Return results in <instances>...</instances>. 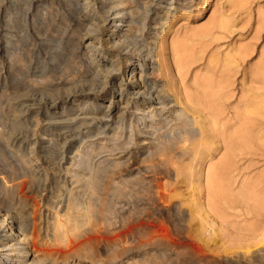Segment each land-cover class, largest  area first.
<instances>
[{
	"label": "rangeland",
	"instance_id": "obj_1",
	"mask_svg": "<svg viewBox=\"0 0 264 264\" xmlns=\"http://www.w3.org/2000/svg\"><path fill=\"white\" fill-rule=\"evenodd\" d=\"M52 2L55 4V0L47 1ZM95 2V8L105 10L109 6V2L104 0ZM53 3L43 7L49 8L52 13L56 11L54 17L62 18L67 13L66 9L59 10ZM125 7L123 10L127 16L136 13L128 24L130 28L123 37L115 38L110 44L94 34L92 44L102 48L95 55L76 50L85 34L80 26L66 29L65 33L61 31L65 28L60 26L56 35L52 32L55 28L49 29L52 34L48 35L46 42H27L30 43L28 50H34L30 53L26 46L23 50L26 40L22 36L25 35L18 27L9 30L11 38L6 36L4 31L8 28L6 30L3 26L5 24L0 15V46L9 40L10 44L18 43L22 48L17 58L0 55V134L4 136L0 135V173H6L2 174L3 177L10 172L11 178L21 179L23 175L36 178L33 180L41 187L35 193L46 212L52 210L44 204L49 197L52 202H56L59 195L80 200L77 203L84 202L88 193L83 185L88 179H93L96 184L91 190L101 195L104 185L112 186L104 195L110 200L113 222L121 221L130 212L147 214V218L150 216L154 223L159 220V233L155 236L160 242L157 240L153 247L143 252L136 246V238L133 237L134 242L130 243L129 239L116 248L138 254L139 258L135 257L136 260L130 261V264H264V217L261 213L253 212L249 205L243 204L233 211L225 210L219 202L214 205L217 208L212 207V212L205 200L207 193L215 191L216 184H219L217 188L222 186L215 188L221 193L232 189L236 193L234 189L238 188L236 191L239 192L242 185L245 186L241 191L247 192L264 180V136L258 139L261 144L256 141L260 145L256 144L260 150L256 156L248 154V151L254 150L250 143L246 150L236 143V148L242 151L238 152L235 148V156L226 151L231 154L227 159L224 158L227 153L220 144L219 136L222 123L229 121V125L232 123L230 126L247 123L245 119L229 120L238 111V114L242 113L244 105L255 106L253 109L257 110H252L253 113L250 110L248 116L251 118H248L260 123V129L264 128V0H194L188 16L182 17L178 13L170 20L164 28V35H160V42L155 36L160 27L153 18L163 14V1L135 0ZM219 24L221 28L215 29ZM155 41L160 44L162 60L168 64L166 73L157 69V52L149 51L156 46ZM49 45H53L52 50L47 51ZM133 63L139 64L141 74L137 94L121 83ZM111 64L114 68L110 67ZM152 66L154 69H151ZM117 68L118 71H115ZM115 73L116 77L112 78L111 74ZM167 74L174 78L177 87H171V91L165 78ZM163 87L169 103L148 107L147 115L137 110L138 105L148 102L147 99L157 97V91ZM113 92L121 94L122 111L107 115L105 107L114 96ZM213 93L215 96L209 95ZM201 94L209 95V98L203 97V102ZM186 97L192 98L186 101ZM94 100L98 101L95 103ZM207 101L209 108H204ZM211 108L225 114L224 118L212 121L208 115L212 112ZM236 108L239 110L236 111ZM194 111L197 113L193 114ZM188 127L195 130L201 127L204 139L210 141L209 146L195 149L198 136L184 132L186 128L189 130ZM228 159L238 160L236 165L240 168L234 165L241 172L239 175L236 173L238 170L234 173L228 170L232 174L231 179L234 178L232 188L224 179L212 183L214 187L211 186V189L206 187V176L202 173L208 167L217 173L216 167H221ZM243 164L247 165V171L243 170ZM186 169L191 172L189 176ZM228 172L226 170L225 173ZM76 177L80 181L76 182ZM159 183L163 188L166 186L170 203L157 201L155 186ZM249 203L258 211L264 209V203L260 206L256 203L258 207H254L251 200ZM216 209L218 212L222 210V214L215 213ZM185 242L194 244L199 250L180 246ZM111 254L110 257L102 255L99 259H111ZM70 263L79 264L75 261L67 264Z\"/></svg>",
	"mask_w": 264,
	"mask_h": 264
},
{
	"label": "bare ground",
	"instance_id": "obj_2",
	"mask_svg": "<svg viewBox=\"0 0 264 264\" xmlns=\"http://www.w3.org/2000/svg\"><path fill=\"white\" fill-rule=\"evenodd\" d=\"M47 1L49 2L50 0H23V1H21V0H0V15L2 16L3 23L5 24L3 26L6 27L5 28L6 30L8 28V31H4V33L6 34V36H9L11 38L12 34H11V32H9V30L13 29L14 27H18L20 32H22L23 35H25L24 37L22 36V38H24L26 40V44L25 45L23 44L24 46L22 44H20L23 46V50H24L25 46H26L25 48H27L29 46V44L32 42H40L41 43L43 40L45 41L46 39H49L48 35L52 34V33L50 34L49 29L55 28L54 30H52V32L56 35L57 29L60 26H62V29H63V27L65 28L64 30H61L63 33H65L66 29H71L73 26H80V27H83V29L85 30V34L82 35L81 43L79 44V46L76 47V50L77 51H83L86 53H91V54L95 55L96 53H100L102 51V48L101 47L97 48L94 46V44H92V40H93L92 38H93L94 34L99 39L106 42L107 44H110L111 42L113 43L114 42L113 40L115 38L119 39V38L123 37L124 32L128 31V28H130L128 26V24L131 23V17L134 14L136 15V13H134L133 15L131 14L132 15L131 17L127 16L123 10V7H125L130 2L133 3V1H135V0H104V1L109 2V6L105 10H102L101 8L100 9L95 8L96 6H95L94 2L96 0H55V4L53 2L52 3L54 5H56L57 9H59V10H61V9L65 10L66 9V12H67L66 14L63 15L62 18L58 19V17L56 18V17H54L55 15H53V13L57 14V13H55L56 11L52 13V10L50 11L49 8H46L45 6L43 7L44 4L46 6L50 4V3H47ZM137 1H142V0H137ZM162 1L164 3V10H162V11H164L163 14H161L159 17L156 16L155 18H153V21H156V24H158L160 27L159 33L158 34L155 33L156 39L159 37V39H157V40H159L158 42H160V39L164 35V30H165L164 28L167 25H169L170 20L176 18L178 13L182 14V17L186 16V15L188 16L189 11L192 8L193 3H194V0H162ZM147 2H145V3H147ZM137 5H138V3H137ZM161 5H163V4L161 3ZM51 6H48V7H51ZM137 9H139V8L137 7ZM183 14H185V15H183ZM120 27H126L125 28L126 30H117V29H120ZM215 27H217V26H215ZM219 28H221L220 24L218 25V28H215V29L219 30ZM160 35H162V36H160ZM28 41L30 43L27 44ZM48 41H50V40H47V42ZM53 42H54V40H53ZM155 42H157V41H155ZM158 42L156 43V46H153L154 44H152L153 47L149 48V51L152 52V50H154L157 52V59H156L157 66H158L157 69L166 73L168 71V69H167L168 64L164 60H162V58H161V56H162V55H160L161 54V51H160L161 48H160V44H158ZM18 45H19L18 43L17 44H15V43L10 44L9 40H7L4 46H0V55H3V54H5L7 56L10 55L13 58H15L17 55H21V52L19 50H21L22 48L20 49V47ZM32 45H34V44H32ZM51 46H53V45H51ZM51 46L48 47L47 51L49 49L52 50ZM37 48H39V46ZM28 49L29 48H27V50ZM42 49L45 50L44 47ZM42 49H41V51H42ZM33 51L34 50H32V49L28 50V52H30V53H32ZM47 51L45 50V52H47ZM9 60H10V58H9ZM138 66H139V64H136V65L134 63L131 64L128 67L127 72L124 75L125 78L121 80V83H125L122 85L127 86L132 91H135L134 92L135 94H137L138 90L140 89V85H141V84H139L141 74L139 72ZM110 67L114 68V65L111 64ZM151 69H154L153 66ZM34 70H35V68H34ZM112 70H114V69H112ZM27 71H28V67H27ZM32 71H33V68H32ZM32 71H30V72H32ZM115 71H118V68ZM33 72H36V71H33ZM44 72H45V70H44ZM33 74L35 77V73H32V75ZM111 75H112V78L113 77L115 78L117 74L115 73V74H111ZM165 78L167 81V85L170 86V88H168V89H170V91H171V89L174 88L173 86L176 87V83L174 81V78L171 75L170 76L168 75ZM181 78H180V80H181ZM137 79H139V80H137ZM31 83H33V82H31ZM36 83H37V81H36ZM23 84H24V82H23ZM36 85L38 86V84H36ZM29 87L31 88V86H29ZM163 88H162V90L157 91V94H156L157 97H155L154 99H151V98L147 99L148 100L147 103H143V104L138 105L139 107H137V110L141 111L142 114H144V113L146 114L147 113L146 110L148 107H151L153 105H159V104L164 105L166 103H169L168 97L165 94L166 90H165V88L164 89ZM176 91H175V93H177ZM167 94H168V92H167ZM113 95L114 96L108 100L107 106L105 107V109H106L105 112L107 113V115L118 113L121 110V108H120L121 94L119 92H116ZM202 95L203 94L200 95L202 97V98L200 97L201 101L207 97V96H205V94L203 96ZM209 95L212 96V95H214V93L209 94ZM209 95L207 98H209ZM137 96H139V95H137ZM159 96H160V98H159ZM222 97H221V100H222ZM249 98L250 97L247 98V102H248ZM187 99L188 98L186 97V101H187ZM190 99H188V101ZM250 100L252 101V99H250ZM96 101H98V100H94L95 103H96ZM201 101L199 100V102H201ZM195 102L196 101L194 99V104H195ZM203 102H204V100H203ZM209 103H210V101H209ZM215 103H217V102H215ZM215 103L213 102V104H215ZM207 104H208V101H207ZM207 104L204 105V108H206V107L209 108V104L208 105ZM220 104H222V103H220ZM198 105H199V103H198ZM200 105L202 106L201 103H200ZM242 107H243V108H241L242 113L238 114L239 109L236 108V111H238V112L235 113L234 115H232V118L230 116L229 120L245 119L244 121L245 122L247 121V123L242 124V125L236 124V126H230L232 123L229 125V121H227V123L226 122L222 123V124L220 123L221 124V128H220L221 132H220V135L218 134L221 137L220 138V144L223 147V149H225L224 150L225 153H227L226 151H229L230 153L234 154V151L236 148V146H235L236 143L241 144L244 148L247 147V149H249L248 146L250 143V146L254 147V150L253 151L250 150V152L248 151V154L252 155V156H256L257 153L260 151L259 147H258L260 145L257 144L258 142L260 143V141H258V139L264 136V128L262 127L263 123L261 126L262 128L260 129L259 128L260 123H258L254 119H250L251 117L248 116L250 110L252 112V110H254L253 108L255 106L250 107V106L244 105ZM216 108L218 109V107H215V109ZM220 108H221V105H220ZM234 109H235V107H234ZM26 110H25V112H26ZM211 110H212V108H211ZM218 110L220 111V109H218ZM255 110H257V109H255ZM195 111H197V109ZM195 111L193 112V114L198 112V111L197 112H195ZM206 111H208V110H206ZM233 112H235V111H233ZM251 112H250V114H251ZM208 113H209V111H208ZM199 114H200V112H199ZM208 115L212 118V121H213V120H217L220 117H223V115H225V114H223L222 112H218V111L216 112V111L212 110V112L209 113ZM248 117H250V118H248ZM240 122H243V121H240ZM186 123L187 122H185V124ZM193 124H195V123H193ZM255 125H257L258 127ZM254 126L256 127V131H254V129H253ZM190 128L191 129H189V127H188V129H189L188 131L186 128V131H184V132H188V134H190L193 137L198 136V138H197L198 141H197V144H195V146H196L195 149L196 148L199 149L200 147L209 146L210 141L208 140V138H205L206 140L204 139L205 134H204V131L201 127H197L198 128L197 130H195L194 128L192 129V127H190ZM1 132H3V131H1ZM2 135H3V133H2ZM2 137H4V136H2ZM2 137H0V138H2ZM9 139H7V140H9ZM256 141H257V143H256ZM4 143L7 146V141ZM10 145L11 144H9V146ZM13 147H14V145H13ZM240 149L241 148L237 149L238 152L242 151ZM245 150H246V148H245ZM229 152L226 154L227 156L225 155L226 157H224V156L223 157L227 159L231 155V154L229 155ZM198 153H200V152H198ZM194 154H195V150H194ZM196 154H197V152H196ZM241 154H243V153H241ZM248 154H245V156H247ZM234 156H235V154H234ZM258 157H259V155L257 156V158ZM231 159H233V157H231ZM251 160H253V159L251 158ZM237 161L238 160H236V159H235V161H232L230 159H228L227 161H224L225 163L223 162L224 164L221 167H218V168L216 167V169L218 170L217 173H214V171L210 170L209 167H208V169L206 168V172L202 173L204 176H206L205 177L206 180L204 179V181H206L205 186L209 187V189H211L210 187L214 185V184L211 185L212 183H214V182L217 183V181L221 182L224 179V180L228 181L227 184H228V186L231 187L234 178L232 177V179H231L232 174L229 173L228 170L232 171V173H234L238 170V172H236V173H238L240 175L241 172L238 169L239 166L236 165V163H238ZM242 162H243V160H242ZM245 163L247 164V160ZM249 163H251V162H249ZM220 164H222V162ZM234 164L238 167H236ZM8 166L10 167L11 165H8ZM246 166L244 165L243 170L246 169V171H247L248 169ZM17 167H21V166H17ZM22 167H24V166H22ZM232 167H233V170H230V169H232ZM10 169H12V167ZM188 169H189V167H188ZM190 169H191V167H190ZM5 170L6 169H4V171ZM181 170H183V169H181ZM217 170H215V171H217ZM226 170L228 173H225ZM234 170H236V171H234ZM24 171H26V168ZM184 171H185V169H184ZM188 171L189 170H187V173H188ZM195 171H196V169H195ZM29 172H31V171H29ZM33 172H36V171L34 170ZM3 173H5V172H3ZM20 173H21V171H20ZM190 173L191 172L189 171L188 176L190 175ZM2 174L0 173V175H2ZM9 174H10V172H9ZM9 174L6 175L7 177H3V175L0 176V264H67V263L73 262V261L79 262V264H130V261L136 260L135 257L139 258L138 254H135V253L130 254L131 251L128 249L117 250L118 249L117 247H120L121 244H123V243L126 244L129 239L131 241L130 243L134 242L132 240L133 237L136 238V240H135V243H137L136 246H138L139 249H142L143 252H145V250H147L146 248L153 247L155 242L157 243L158 239H156V236H158V235H156V233H159V232H157V230L159 228V222H158L159 220L158 221L156 220V222H158V223L155 222L156 223L155 224L153 222L154 220L152 221L149 219L150 216L147 218V216H146L147 214L145 215L142 213H131L130 212V214L127 213L128 215L125 214L126 216L124 215L125 217H122L121 221H118L119 223L117 221H115V222L112 221L111 215L113 214V212H112L110 200L108 199V197H106L104 195V194H106L107 191L112 189L111 188L112 186H109L108 184L104 185V187H103L104 193L101 195L100 192L99 193L93 192L94 187L96 185L94 180L93 179L86 180L83 187H84V189H86L88 196L84 200V202H80L81 204L77 203L78 200H76L75 198L63 197L64 195L61 197L59 195L58 199H56V202H52L51 199L48 200L50 198L49 197L47 199V201H45V203H44L45 205L48 204L50 206V208L53 210V211L51 210L52 213H49L51 211L47 208L49 212H46L47 210L45 211V209L42 208V204L40 205V202H38L39 198H37L35 191L37 190L38 187H41V186H39L40 183L38 184L36 181L33 180L36 178H34V177L33 178H27V177H29L28 175L27 176L23 175V178H21V179H19L17 177L11 178L12 176L10 177ZM33 174H35V173H33ZM179 174H180V172H179ZM185 174H186V172H185ZM11 175H13V173H11ZM29 175H32V174H29ZM18 176H20V175H18ZM198 176H200V175H198ZM35 177H37V175ZM76 178H77V179H75L76 182L80 181V178H78V177H76ZM199 178H201V177H199ZM39 180L41 181L40 177H39ZM37 181H38V179H37ZM242 182L243 181H241V183ZM262 182L264 183V180H262L260 183L258 181L257 183H259V184L252 186V189H248L247 192L241 191L245 185L243 186L241 184L242 187L240 185H238L239 189L241 187V190L238 192V191H236V189H238V188L234 189L236 193H234L233 189L232 190L230 189L231 191L228 190L227 193L226 192L224 193V191H222V193H221V192H219L221 190H219V191L216 190L219 188V187L217 188V186H216L219 184H216L215 185L216 189L214 188L215 191H212L211 193H207V196H206L207 199H205V200H207L206 205L208 203L209 204L208 207L210 209H212V207H213V209H214V208H217L216 206L214 207V205H216L215 203L219 202L225 206V210H232V211L235 210L236 207H238L240 204H243L244 206L249 205L253 212L254 211L259 212V214L261 213V217H264V209L263 208L262 209L260 208V210L258 211L256 208H253L251 203H249L251 200L252 204H254V207H258V206H255L256 203H258L259 206H260V203H262V205H263V203H264V185L262 184ZM162 186L163 185H160V183L155 186L156 187L155 191H156L157 201L159 203H163V202L170 203L171 202V199L169 197L170 195L168 196L166 193L168 190L166 189V186H165V188H163ZM221 187L222 186H220V188ZM167 188H168V185H167ZM91 189H93V190H91ZM226 189H227V187H226ZM252 194H255V195H252ZM49 195H50V193H49ZM51 195H52V193H51ZM47 196H48V194H47ZM49 201H51L52 203ZM48 205H47V207H48ZM217 206H218V204H217ZM249 206H248V208H249ZM213 209H212V212L214 211ZM60 210H62V211H60ZM216 212H218L217 209L215 210V213ZM219 212H220V214H222L221 213L222 210ZM256 214H258V213H256ZM216 216H218V215H216ZM254 216L257 217V215H254ZM224 217L225 216H222L221 218H224ZM259 218H260V216H259ZM164 230H165V228H164ZM188 232H189V230H188ZM159 238H161V237H159ZM189 241H191V240H189ZM187 243L185 242L184 244H180V246H183V248H184V246H186V247L190 246V248L191 247L194 248L193 250H195V249L199 250V249H197V247L194 244L190 245L189 243L188 244ZM251 246H253V245H251ZM193 250H192V252H193ZM113 251H116L114 255L111 254V252H113ZM142 251H140V252H142ZM194 252H196V251H194ZM105 254H108L109 257L111 254L112 258L111 259L107 258L105 261L100 260L99 258L102 255L104 256ZM201 254H203V252ZM130 255H131V257H129ZM132 255H134V256H132Z\"/></svg>",
	"mask_w": 264,
	"mask_h": 264
}]
</instances>
